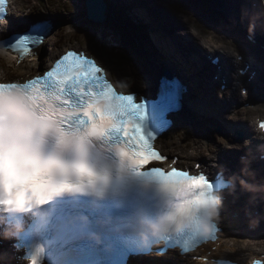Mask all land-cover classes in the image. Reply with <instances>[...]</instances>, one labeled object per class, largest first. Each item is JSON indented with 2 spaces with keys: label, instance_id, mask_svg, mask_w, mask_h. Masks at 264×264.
<instances>
[{
  "label": "snow or ice",
  "instance_id": "obj_1",
  "mask_svg": "<svg viewBox=\"0 0 264 264\" xmlns=\"http://www.w3.org/2000/svg\"><path fill=\"white\" fill-rule=\"evenodd\" d=\"M5 14L6 0H0V17ZM49 31L47 22H36L23 35L9 38L7 47L21 55L28 54ZM104 71L83 53L69 51L38 78L27 83H0V96L22 94L35 112L36 127L55 131L62 143L74 145L78 153V158L70 162L43 158L33 150L21 153L20 145L31 141V133L23 140L14 135L13 108L0 110V207L31 209L46 204L54 195L106 184L107 176L87 163L86 149L95 140L114 141L121 169L131 168L138 174L153 159H165L154 151L157 137L144 131L145 105L135 103L133 95H117L105 80ZM147 173L158 178L176 200L177 211L158 237L175 231L190 234L193 241L215 238L227 184L175 169L170 174L158 168ZM211 194L219 196L218 203L207 198ZM255 199L250 197V202ZM200 208L207 210L213 222L205 225L203 233L198 228L188 233L184 224L194 221ZM31 264H39L38 255H33Z\"/></svg>",
  "mask_w": 264,
  "mask_h": 264
},
{
  "label": "rangeland",
  "instance_id": "obj_2",
  "mask_svg": "<svg viewBox=\"0 0 264 264\" xmlns=\"http://www.w3.org/2000/svg\"><path fill=\"white\" fill-rule=\"evenodd\" d=\"M82 1L84 2L85 0L78 1V3L77 0L76 1L40 0L41 5L39 6L38 0H27L29 4L36 7L35 8L37 9L36 11L42 8L44 9V13H43L44 16L52 17L60 21L59 23H63V26L57 30V32L54 34L55 36H53L49 41V46L51 48L58 46L60 42L65 40L80 42L85 46H87L88 48L90 44H93L96 47L102 48V51L107 55H109L114 60H118L122 67L128 68L129 66V68L132 69L136 75H144L143 78L145 77L148 78L150 75V67H148L149 73L146 74L147 68L144 67L145 64L149 65L148 60L159 57L155 54L156 49L157 50L160 49L159 46H162L163 50L167 51L168 42L164 39V36L162 35L161 31L155 34L154 36L155 40L151 38L149 33L145 34V32L144 33L139 32L135 35L136 40L131 41L132 42L131 44H127V41L128 42L130 41V36L120 27L118 28V31L116 29H110V28H102V29L92 28V23L89 20H87L85 17H83L84 21L81 22V25L79 27L78 21H80L82 17H78V14L81 13V15H83L84 13V6H82L83 4ZM111 1L115 6H121L123 3V0H111ZM168 1L169 0H167V2ZM176 1L180 2V0H176ZM148 2L151 3L150 7L155 6L154 2L152 1H148ZM152 12H154V10H152ZM126 13L131 14L132 12L128 11ZM126 13L123 12L121 7V14H123L124 17L123 20L125 21V23L128 22L127 17L125 16ZM17 14L23 15L22 12H17ZM139 15L145 18L144 17L145 15L142 11L141 12L139 11ZM204 19L205 21H208L206 20L205 17ZM132 20L135 22L133 18ZM161 21H163V23L171 22V20L163 16L161 17ZM223 28H224L223 30L225 31H232L226 29L225 24L223 25ZM162 55L165 54L162 52ZM126 56H132V57H128L127 59ZM129 59H134L136 61L138 71L135 68H131L132 65L129 62ZM170 59L174 61V58H170ZM106 60L109 61V59ZM116 67L119 71L121 70L120 67L118 66ZM122 71H124V69ZM133 77L136 78L138 81H140V85L138 86H143L145 84L148 85L147 83L143 82L138 76L137 77L139 79L135 76Z\"/></svg>",
  "mask_w": 264,
  "mask_h": 264
},
{
  "label": "clouds",
  "instance_id": "obj_3",
  "mask_svg": "<svg viewBox=\"0 0 264 264\" xmlns=\"http://www.w3.org/2000/svg\"><path fill=\"white\" fill-rule=\"evenodd\" d=\"M124 4L125 3L123 2L122 5ZM128 8L129 7H127V9ZM152 33L155 36L157 31L152 28ZM172 51H174L172 49V44L168 42L167 54L170 58H175L177 53H175L174 57ZM9 106L13 108V134L23 140L29 135V133H31V141L29 143H22L20 145L19 151L21 153L33 150L43 158L55 157L63 159L65 161H71L78 158V153L74 145H71L69 143H62L55 131L41 130L39 127H36L35 112L29 105L27 99L22 94L14 93L9 96H0V110H7ZM65 131H69V129L66 128ZM90 145L86 149L87 160ZM241 184L244 187H248L244 181H241ZM207 198L214 200L217 203L219 200V198L215 196V194H211ZM35 208L37 207L23 210H11L6 207H0V239L8 240L18 238L25 231L26 222L17 217L29 213ZM176 211L177 209L174 208L171 216L175 214ZM6 217H10V219H6ZM169 218L161 220L158 224L149 225V228L154 236H157L164 229L165 225L169 222ZM212 222L213 220L208 216L207 210L204 208H200L196 219L194 221L186 222L184 224V229L188 233H192L198 228L199 231L203 233L205 231V225ZM254 264H258V262H254Z\"/></svg>",
  "mask_w": 264,
  "mask_h": 264
},
{
  "label": "bare ground",
  "instance_id": "obj_4",
  "mask_svg": "<svg viewBox=\"0 0 264 264\" xmlns=\"http://www.w3.org/2000/svg\"><path fill=\"white\" fill-rule=\"evenodd\" d=\"M213 1L215 3L216 7L220 8L223 11L231 13L230 15H228L229 22L234 23L236 25H238V23L243 25L242 17L240 16L241 12H238L236 7H234L232 4H229L228 0H213ZM243 1L244 0H235V3L241 4ZM151 9L154 10V16L151 19V21L156 20L155 23L158 22L159 25L162 24V25H165L166 27L167 26L168 27L172 26V23H173L172 19L173 18L171 16H169L165 11L158 10L156 4H155V6H151ZM173 12L179 18H181L182 27H184L185 30H187V29H189L191 27L192 23H190V21H193L192 20V16L188 17V16H186V15L180 13V12H176V11H173ZM217 14H218V19H222L223 24H225V28L228 29V30H232L227 25V23L225 22V19L222 17V12H218ZM180 15L181 16H183V15L186 16V21ZM162 16L167 18V19H169V20H171V22H168V23H163V21L161 22V17ZM246 32L247 33H252V32H250L249 29H246ZM230 37H232V35H230ZM235 39H237V38L235 37ZM154 40H155V38H154ZM172 40L173 39H169V40H166V41L167 42H171ZM183 51H184V46L182 45L181 52H183ZM90 54L92 55V52H90ZM172 54L175 57V52L174 51H172ZM180 57H182V55ZM190 59L192 61H194V58H190ZM161 60L166 61L168 59L166 57H163V56H160L158 58H152L151 60H148L149 65L145 64V66H144V67L147 68L146 74L149 73L148 67H150V75L149 76L151 77L152 83L154 85L157 84V82L159 81L161 76H164L162 74H165V73H168V74H171V75L176 74L175 70L167 68V66H165L163 63H161V66H160L159 62ZM102 61L105 62L104 60H102ZM177 62H179V60ZM181 63H182V60H181ZM106 66H107V63H106ZM106 68H108V67H106ZM13 69H14L13 67L10 68V70H13ZM23 69H24V66H22L19 69H17L18 73L16 75H12V74H10V72H6V71L4 73H7L8 75L12 76L13 78H16V77H19V76H23V75H25L27 73V72L23 71ZM111 70H112V68H111ZM32 71L37 73V71L34 70V69H32ZM185 72H186V75L189 77L190 81L192 82V84L197 86V88L200 91L201 90V86L198 83L197 77L194 76L191 71L187 70ZM1 73L2 72L0 71V74ZM202 75H203V73H202ZM104 76H107V75L104 74ZM124 76L130 77V78H134L133 76L137 77V75L135 74V72L132 69L124 68V71H122L120 73H116V77H112V79L117 80V81H121V80H123ZM203 77H204V75H203ZM141 78H143V77L141 76ZM258 80L261 83H264V78L262 76ZM126 84H128V87L123 88V89L126 90L127 92L132 91L133 90V86L131 84H129L128 82H126ZM251 85L253 87H257V85L254 82L251 83ZM157 86H158V84H157ZM152 87L153 86H151L149 88H152ZM197 88H196V91L198 90ZM239 91H240V87H239ZM235 95H236V98L233 101H236V100L238 101V99H237L238 98V94L236 93ZM186 101L188 102V106L185 109V113H186L185 121L187 123H189L190 127H194L198 123L197 119L193 118V116L188 117L187 114H189L191 112H196L197 111V107H193L194 102H192L190 100H186ZM185 113L183 112L181 115H185ZM205 113L206 112H204L203 115H206ZM214 120L218 121L216 118ZM199 129L202 130V127L199 126ZM194 131H196V133H197L198 130H194ZM199 148H200V145H199V142H197V141L194 142V145H191V144L187 143L186 145H183V146L180 147L181 153L185 154V155H182L181 157H185L187 160H191V161H194L198 157H204L205 153L202 152L201 150H199ZM220 148H222V147H220ZM237 163L241 164L240 162H237ZM201 168L202 169H205V168L209 169L207 163H203ZM244 171H245L246 177L249 178V179H245L243 181L247 184L248 187L242 186L241 182L239 180H237L239 190L236 193L235 199L236 200H240L241 198H244V197L248 198L249 200L245 204V211L247 213H249L252 225L254 227H256V228L258 226H260V225L264 226V182H263L264 179H263L262 176H260V174H253L254 172H252V170H248V172H247V170L244 169ZM247 173L253 174V175L247 176ZM258 177H261L260 179H262V180H259ZM250 179L253 180V183H252V181ZM249 189H251V190H249ZM250 197H257V199L252 200L250 202ZM63 222H65V219H63ZM65 223L69 224L67 222H65ZM228 230H229V235L237 234L236 230H234L233 228H229ZM20 236H25V232H23ZM245 244H246V242H243V245H245ZM142 263H145V261L142 260Z\"/></svg>",
  "mask_w": 264,
  "mask_h": 264
},
{
  "label": "water",
  "instance_id": "obj_5",
  "mask_svg": "<svg viewBox=\"0 0 264 264\" xmlns=\"http://www.w3.org/2000/svg\"><path fill=\"white\" fill-rule=\"evenodd\" d=\"M86 10L89 19L95 22H102L104 17V5L102 0H86Z\"/></svg>",
  "mask_w": 264,
  "mask_h": 264
}]
</instances>
